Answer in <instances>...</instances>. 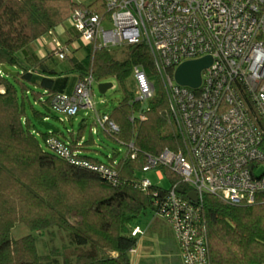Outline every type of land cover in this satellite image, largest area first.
<instances>
[{
    "label": "trees",
    "instance_id": "obj_1",
    "mask_svg": "<svg viewBox=\"0 0 264 264\" xmlns=\"http://www.w3.org/2000/svg\"><path fill=\"white\" fill-rule=\"evenodd\" d=\"M76 1L0 0V264H130L129 252L137 241L132 234L138 226L135 222L149 207L156 211L152 195L134 186L135 170L144 153L156 154L177 140L167 127L168 102L146 44L129 45L123 60L116 59L110 48L89 45L80 46L85 49L82 57L77 49L63 59L53 49L43 57L37 55L38 40L68 20L72 9L81 5ZM91 7L104 12L103 0ZM66 32V44L77 38L71 27ZM65 59L66 65H60ZM3 65L9 71L3 72ZM134 65L143 67L157 90L146 109L147 119L132 123L128 116L140 106L133 101ZM90 70L95 79L112 77L119 82L123 98L110 113L119 130L108 135L119 143L135 136L139 152L136 158L125 155L119 160L113 153L109 162L116 160L117 184L70 162L48 144L49 137H56L78 157L99 163L86 152L92 142L83 139L84 118L76 135L59 138L58 130L40 132L48 149L40 145L35 132V123L49 119L55 110L53 97L69 92L72 79ZM35 103L42 110H35ZM28 105L35 123L27 114ZM172 178L177 181L176 176ZM201 215L211 264H264V191L248 206L229 205L205 195ZM16 224L40 234L53 226L67 231L69 251L55 247L47 254L39 253L31 233L11 237Z\"/></svg>",
    "mask_w": 264,
    "mask_h": 264
},
{
    "label": "built area",
    "instance_id": "obj_2",
    "mask_svg": "<svg viewBox=\"0 0 264 264\" xmlns=\"http://www.w3.org/2000/svg\"><path fill=\"white\" fill-rule=\"evenodd\" d=\"M103 11L82 4L72 9L68 21L77 43L93 49L146 44L177 135L172 147L144 153L141 164V171L154 168L161 179L166 169L177 181L169 175L170 186L162 192L146 177L137 178L134 186L152 195L156 213L173 230L183 264H211L201 215L204 196L248 206L264 191V169L258 173L264 168V0H103ZM49 43L59 59L70 53L69 44L55 36ZM206 56L211 63L201 70L197 87L174 80L181 63ZM132 76L133 101L140 104L128 116L133 123L147 119L156 86L140 65L132 67ZM94 81L92 71L86 72L71 91L53 97V107L68 116L81 110L85 116L93 109L96 128L117 133L119 126L110 114L95 109ZM134 141L135 136L121 143L130 158L139 154ZM47 142L70 162L119 183L116 160L96 163L78 157L56 137ZM138 232L136 227L132 234Z\"/></svg>",
    "mask_w": 264,
    "mask_h": 264
},
{
    "label": "rangeland",
    "instance_id": "obj_3",
    "mask_svg": "<svg viewBox=\"0 0 264 264\" xmlns=\"http://www.w3.org/2000/svg\"><path fill=\"white\" fill-rule=\"evenodd\" d=\"M77 4H82L85 6H94L98 3V0H77ZM96 9V7H95ZM64 31L66 32V29L69 28L70 24L68 20H65L63 23ZM107 26V24H105ZM50 36H55L58 39H60L61 42H65L67 39H64V36H59V34L54 31ZM50 36L49 39H50ZM77 38H75L71 43H69L70 53L68 56L72 55V52L76 50V53L79 57H82L85 54L84 47H80V43H77ZM41 45V44H39ZM128 45H117V46H111L110 51L112 52L113 56L116 59L123 60L128 56ZM49 50V48H48ZM75 53V54H76ZM66 59L60 60V65H66ZM133 77V76H132ZM101 82H112V87L108 88L104 93H100L98 89V84ZM93 89V101L94 106L97 112L99 113H111L114 108L118 105V103L123 98V89L119 85V82L115 78H108V79H95L92 85ZM159 89V87H158ZM157 90V88H156ZM0 91H3V88L0 87ZM31 102H34L33 97L30 96ZM33 108L35 110H42L40 103H35ZM27 114L32 119V121L35 123L37 120L34 118L32 109L28 105L27 106ZM94 116L95 112L93 109L89 110L85 116H84V126L81 129L83 139H90L91 145L89 146V150L86 151L87 154L93 158H97L100 162L103 163H109V159L113 158V153H116L115 158L116 159H122L125 157L127 153V148L125 145L117 142L113 138L109 137L108 134H106L102 128L97 127V125L94 124ZM48 123L52 124L55 129L58 130L57 136L59 138L68 137L71 133L76 135L80 130V122L81 117L78 115L75 116H68L67 114L63 112H57L55 110H52V115L49 117V119L46 120ZM36 124L35 132L37 133V137L39 139L40 145L44 149H48L46 146L44 139L40 132H44L45 129L42 125ZM167 127L169 131H173L171 124L169 121H167ZM96 129V130H95ZM80 131V132H81ZM109 157V158H108ZM263 167L258 170V173H261L263 171ZM136 176L140 179L143 177L149 178L153 184H156L162 188H169L171 183L170 176L163 172L162 178L159 179V175H156L155 169H150L148 171H141V166L139 169L135 170ZM136 225H138L141 229L146 231L147 236H154L155 233H159L160 235H163L165 237H170L172 235V228L170 224L160 215L156 213L154 209L149 207L146 209V211L137 219L135 222ZM31 233L36 240V245L39 253L47 254L51 249L53 248H59L63 252H68V245H69V238L67 237V231L57 227L53 226L49 228L48 230L42 231V234L36 231L30 230L27 226L24 224H16L11 232L12 238H18L22 235ZM174 234V233H173ZM153 238V237H152Z\"/></svg>",
    "mask_w": 264,
    "mask_h": 264
},
{
    "label": "crops",
    "instance_id": "obj_4",
    "mask_svg": "<svg viewBox=\"0 0 264 264\" xmlns=\"http://www.w3.org/2000/svg\"><path fill=\"white\" fill-rule=\"evenodd\" d=\"M64 30L61 25L55 29L59 36H64V39H68V32ZM37 44L36 53L39 57H43L47 53L48 48H50L49 37L43 36L38 40ZM78 78L79 76L76 75L72 79L69 91L72 90ZM137 228L140 232L134 234L137 241L134 248L129 252L130 264H183L179 245L173 234V230H171L172 235L170 237L164 238L159 233H155L154 236H147L145 230L139 226Z\"/></svg>",
    "mask_w": 264,
    "mask_h": 264
},
{
    "label": "water",
    "instance_id": "obj_5",
    "mask_svg": "<svg viewBox=\"0 0 264 264\" xmlns=\"http://www.w3.org/2000/svg\"><path fill=\"white\" fill-rule=\"evenodd\" d=\"M211 63L210 56L203 57L201 59L192 60V61H185L181 63L174 72V80L181 85H187L190 87H197L200 83V73L201 70L206 68ZM2 71L7 72L9 71L4 65L2 66ZM112 82H101L98 84V89L100 93H104L108 88L112 87ZM78 115L81 117V121L84 117V112L81 110L78 112ZM45 129L50 131H56L57 129L46 120L39 121ZM81 123V122H80ZM178 191L183 193L184 189L182 187L178 188ZM188 198L191 200H196V194L194 192L187 193Z\"/></svg>",
    "mask_w": 264,
    "mask_h": 264
}]
</instances>
